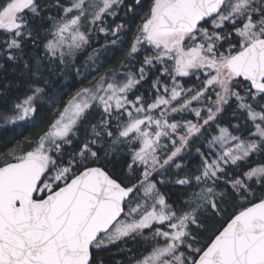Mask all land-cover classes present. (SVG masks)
Segmentation results:
<instances>
[{
    "label": "snow or ice",
    "instance_id": "obj_1",
    "mask_svg": "<svg viewBox=\"0 0 264 264\" xmlns=\"http://www.w3.org/2000/svg\"><path fill=\"white\" fill-rule=\"evenodd\" d=\"M53 6L0 0V126L50 113L0 161V264H111L102 253L137 237L147 254L114 264H264V0ZM94 33L106 40L89 53ZM124 34L119 70L101 71ZM77 53L98 75L50 94L44 61L80 75Z\"/></svg>",
    "mask_w": 264,
    "mask_h": 264
},
{
    "label": "trees",
    "instance_id": "obj_2",
    "mask_svg": "<svg viewBox=\"0 0 264 264\" xmlns=\"http://www.w3.org/2000/svg\"><path fill=\"white\" fill-rule=\"evenodd\" d=\"M41 3H46L48 5L47 9L43 11H48L49 15L55 16L58 10L53 6L54 0H41ZM43 14V12H42ZM117 22H120L117 20ZM109 23H111L109 21ZM37 26L40 27V22H36ZM41 35H44V32L41 31ZM98 39L99 42L95 41ZM105 36L104 34H93L91 47L88 49V52L91 53L92 48H101L102 45L105 44ZM122 46H117L116 48L109 47L108 53L105 56H102L101 62H103L106 67L102 68L101 71H106L110 69L119 70V65L122 60L125 58V52L127 49L128 42L130 40V36L124 34L121 37ZM121 47L123 50H121ZM29 51H32L31 47ZM39 55L43 56L44 49L41 45L36 50ZM44 64L46 65L45 70V78L48 81V85L46 90L52 93H59L64 96V99H68V94L74 92L78 87L88 86L90 81L94 76L98 75L96 68L87 61V57L81 53H78L75 59V67L79 66L80 75H77L73 64L69 63L65 67H63L58 60H45ZM96 72V73H93ZM11 78V77H10ZM185 87H189L194 83H197L194 80H190L188 78H184ZM41 117H45L42 123L33 126L31 123L20 122L17 125H7L0 126V161L3 159V154L8 150L12 149L16 146L17 143L24 140L27 137L30 140H35V138L47 127V124L50 122V113L47 108L42 109L38 113V119ZM188 119H194L191 115L187 116ZM230 119V113L228 110L223 114L222 123L227 124ZM233 123L236 121L233 120ZM215 134V133H214ZM27 147V145H24ZM199 146V142L197 145ZM260 157H256L255 160H260ZM255 160L253 161L255 163ZM185 164H190L191 166H197L199 164L198 154L195 152V148L190 149V154L188 155V159L185 160ZM175 172V169L170 170L169 175L171 176ZM158 187H160L158 185ZM161 191L164 192L169 197L170 203H175V205H179V201L183 195V189L180 186L166 184L161 187ZM222 223L220 220H213L209 222V227L214 228L218 227L219 224ZM145 235L150 236V232L145 230ZM150 247L149 241L143 240L140 237H137L136 240H129L127 243H121L119 246H111L110 252L102 253V256L111 264H114L115 261H126L128 258L132 256H139L141 254H147L146 249ZM131 249V252L128 251Z\"/></svg>",
    "mask_w": 264,
    "mask_h": 264
},
{
    "label": "rangeland",
    "instance_id": "obj_3",
    "mask_svg": "<svg viewBox=\"0 0 264 264\" xmlns=\"http://www.w3.org/2000/svg\"><path fill=\"white\" fill-rule=\"evenodd\" d=\"M111 22V21H110ZM95 41H97V42H99V40L98 39H95ZM107 53H108V50H106V52H102V54H101V59H102V56H105V55H107ZM78 55V53L76 54V56ZM76 59V58H75ZM61 64V63H60ZM67 64H69V63H65V64H61L63 67H65ZM77 68H79V66L77 67ZM93 73H96V72H93ZM92 79V78H91Z\"/></svg>",
    "mask_w": 264,
    "mask_h": 264
}]
</instances>
